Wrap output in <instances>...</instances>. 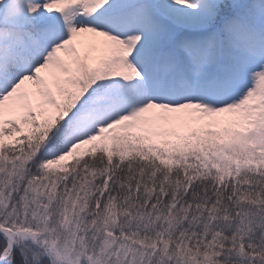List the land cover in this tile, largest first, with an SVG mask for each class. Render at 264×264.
I'll use <instances>...</instances> for the list:
<instances>
[{"label":"snow or ice","instance_id":"obj_1","mask_svg":"<svg viewBox=\"0 0 264 264\" xmlns=\"http://www.w3.org/2000/svg\"><path fill=\"white\" fill-rule=\"evenodd\" d=\"M0 264H264V0H0Z\"/></svg>","mask_w":264,"mask_h":264}]
</instances>
